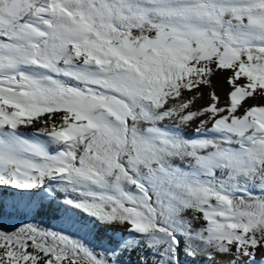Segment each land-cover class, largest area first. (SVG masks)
I'll list each match as a JSON object with an SVG mask.
<instances>
[{
  "label": "snow or ice",
  "instance_id": "6c2138e0",
  "mask_svg": "<svg viewBox=\"0 0 264 264\" xmlns=\"http://www.w3.org/2000/svg\"><path fill=\"white\" fill-rule=\"evenodd\" d=\"M0 189V264H264V0H0Z\"/></svg>",
  "mask_w": 264,
  "mask_h": 264
},
{
  "label": "rangeland",
  "instance_id": "374dc122",
  "mask_svg": "<svg viewBox=\"0 0 264 264\" xmlns=\"http://www.w3.org/2000/svg\"><path fill=\"white\" fill-rule=\"evenodd\" d=\"M227 86L222 83V80L217 83L216 92L221 98V103L223 104L226 101V94H227ZM204 91L205 96L203 100L198 101L197 106L204 105L208 103V96H207V89H202ZM188 95V94H186ZM198 122L191 125L187 131L189 133L194 134V130L197 126ZM51 150V149H50ZM15 190L12 189H0V193H2L4 196H10L14 193ZM128 233L121 228L118 225H114L108 228H101L97 229V236L95 239L90 238V242L97 245H105L109 246L110 242L111 245H115L117 242H119L124 236H127ZM99 250V249H98ZM183 264H221L222 260L225 258L222 257H216L215 260H212L211 258L207 257L206 255H201L196 258H192L189 256H184L182 254L181 256Z\"/></svg>",
  "mask_w": 264,
  "mask_h": 264
},
{
  "label": "trees",
  "instance_id": "16d2710c",
  "mask_svg": "<svg viewBox=\"0 0 264 264\" xmlns=\"http://www.w3.org/2000/svg\"><path fill=\"white\" fill-rule=\"evenodd\" d=\"M54 215V213L49 212L47 209L36 215H27L23 213H12L11 211H4L0 213V230L12 231L21 225L32 223L43 228H50L59 231L63 225L58 219L54 218ZM128 235L124 236L121 240L127 239ZM91 245L94 247L96 246L93 243H91ZM137 258L138 257L135 253H133L131 256L125 254L122 257V260L124 261V264H129V262L130 264H136Z\"/></svg>",
  "mask_w": 264,
  "mask_h": 264
}]
</instances>
